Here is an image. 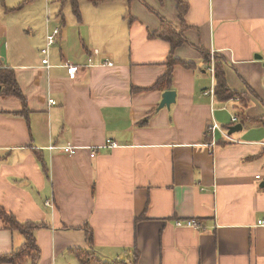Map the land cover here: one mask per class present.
Returning a JSON list of instances; mask_svg holds the SVG:
<instances>
[{
	"label": "crops",
	"instance_id": "obj_1",
	"mask_svg": "<svg viewBox=\"0 0 264 264\" xmlns=\"http://www.w3.org/2000/svg\"><path fill=\"white\" fill-rule=\"evenodd\" d=\"M180 1L0 0V67L27 109L0 95V207L42 226L37 264H264V0ZM216 57L240 97L204 95ZM24 243L0 219V255Z\"/></svg>",
	"mask_w": 264,
	"mask_h": 264
},
{
	"label": "trees",
	"instance_id": "obj_2",
	"mask_svg": "<svg viewBox=\"0 0 264 264\" xmlns=\"http://www.w3.org/2000/svg\"><path fill=\"white\" fill-rule=\"evenodd\" d=\"M90 1L94 4H97L104 0H90ZM177 5L180 13L184 14L186 7L185 8L183 7L182 2L180 0H177ZM72 8L75 15L78 16L77 6L75 2L73 3ZM161 28L163 29V31L159 36L162 39H165L168 42H170L173 47L182 43L181 36L174 34V28L169 23L163 22ZM206 58L208 61L209 54H207ZM215 60L216 62L214 63V79H215L214 93L216 98L219 101H227L234 97H240L238 93L231 91L230 88L227 86L223 66L221 64L222 61L221 58H217ZM172 68H173V63L170 62L168 64V72L164 76V78H166L167 80L171 79ZM0 95L3 97H14L15 99H17L22 106V111L13 115L23 116V117L26 116L27 114L26 101L21 91L19 90V87L14 78V74L11 70L0 68ZM257 122L264 125V117L258 119ZM43 168L45 172V167ZM0 219L2 220V222L4 223L7 229L12 231H18L25 238V243L21 248L14 250L6 255H0V264H37L39 260L40 250L36 244L34 233L38 228L42 226L37 225L35 223L20 224L11 214L6 212L1 207H0ZM86 240L89 245L92 244V238L90 234H87ZM88 257L89 255L82 254V258H83L82 264H91L90 262H88ZM136 262H137V252H134L133 257L128 261L112 262V263L97 261V264H136Z\"/></svg>",
	"mask_w": 264,
	"mask_h": 264
},
{
	"label": "built area",
	"instance_id": "obj_3",
	"mask_svg": "<svg viewBox=\"0 0 264 264\" xmlns=\"http://www.w3.org/2000/svg\"><path fill=\"white\" fill-rule=\"evenodd\" d=\"M58 34H59V31L56 29V30H53V32L51 34L47 35V37H46V46L47 47H46V50H43V53L47 52L48 47L53 44V42H54L55 38L58 36ZM261 62L264 63V57L262 58ZM42 64L45 65L46 67H49L47 59H44L42 61ZM66 69H67L68 76L71 78H73L75 73L78 71V67H76V66H67ZM208 71H209L210 75L214 77L213 61L211 62L210 67L208 68ZM204 95H210L212 97L214 95V86L211 87L209 89V91L206 92ZM235 120L236 119L233 118L232 122H234ZM215 130L219 131L222 134V136L225 137L226 139H229V137L226 135V132H223L216 124H212L209 128V131L213 132ZM212 146H213V144H212ZM115 147H116V144H114L112 142H107V148H115ZM50 149H53V148H50ZM61 150L65 154L70 155V156H73L76 153V148H73V147H64V148H61ZM95 155H96V151L91 150L90 157H94ZM259 224H261V223H259ZM175 226L176 227H186V228H190V229H194V230L200 229V224L196 220L177 221L175 223Z\"/></svg>",
	"mask_w": 264,
	"mask_h": 264
},
{
	"label": "water",
	"instance_id": "obj_4",
	"mask_svg": "<svg viewBox=\"0 0 264 264\" xmlns=\"http://www.w3.org/2000/svg\"><path fill=\"white\" fill-rule=\"evenodd\" d=\"M174 96L175 93L174 92H166L163 94L162 96V102L159 105V109L165 107H169L170 104H172L174 102ZM240 126H234L232 128H229V135H231L232 133L236 132L237 130H240Z\"/></svg>",
	"mask_w": 264,
	"mask_h": 264
},
{
	"label": "rangeland",
	"instance_id": "obj_5",
	"mask_svg": "<svg viewBox=\"0 0 264 264\" xmlns=\"http://www.w3.org/2000/svg\"><path fill=\"white\" fill-rule=\"evenodd\" d=\"M92 260H93V259H92ZM92 260H91V261H92ZM93 261L95 262V260H93ZM88 262H90V261L88 260ZM94 262H93V263H91V264H95Z\"/></svg>",
	"mask_w": 264,
	"mask_h": 264
}]
</instances>
